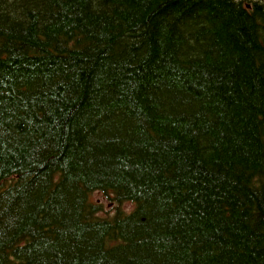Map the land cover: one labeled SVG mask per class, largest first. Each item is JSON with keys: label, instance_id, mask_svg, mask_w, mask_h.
<instances>
[{"label": "trees", "instance_id": "obj_1", "mask_svg": "<svg viewBox=\"0 0 264 264\" xmlns=\"http://www.w3.org/2000/svg\"><path fill=\"white\" fill-rule=\"evenodd\" d=\"M0 264H264V0H0Z\"/></svg>", "mask_w": 264, "mask_h": 264}, {"label": "rangeland", "instance_id": "obj_2", "mask_svg": "<svg viewBox=\"0 0 264 264\" xmlns=\"http://www.w3.org/2000/svg\"><path fill=\"white\" fill-rule=\"evenodd\" d=\"M90 199L102 207V212L99 214L101 217L112 216L115 213L116 205L103 193L96 192L91 195ZM121 208L123 210H129L132 208V205L124 204Z\"/></svg>", "mask_w": 264, "mask_h": 264}]
</instances>
